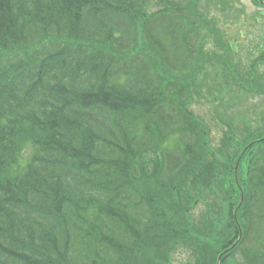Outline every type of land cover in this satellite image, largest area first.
I'll return each mask as SVG.
<instances>
[{
    "label": "trees",
    "instance_id": "obj_1",
    "mask_svg": "<svg viewBox=\"0 0 264 264\" xmlns=\"http://www.w3.org/2000/svg\"><path fill=\"white\" fill-rule=\"evenodd\" d=\"M118 1L0 7V264H264V108L220 109L264 86L198 0Z\"/></svg>",
    "mask_w": 264,
    "mask_h": 264
},
{
    "label": "rangeland",
    "instance_id": "obj_2",
    "mask_svg": "<svg viewBox=\"0 0 264 264\" xmlns=\"http://www.w3.org/2000/svg\"><path fill=\"white\" fill-rule=\"evenodd\" d=\"M198 1L199 9L208 17H211V20L217 19L218 28L222 36L227 39V43L230 41L228 45H230V56H232L233 60L231 64H234L240 72L244 73V78L247 82L253 81V84L256 86H264V63L260 60V54L264 49V7L258 5L254 0ZM147 5L148 10L151 11L160 9L162 4H159L158 0H152ZM218 51L222 52L221 49ZM232 92L242 95L241 97H244V99L237 100L233 107L229 106L227 108L226 104H223L222 107L220 106V109H223L227 114L233 111L236 112V109H243L244 120H236L237 125L247 128L258 126V121L262 122L260 120L262 114L259 112L255 113V109L259 107L264 108V94L249 90L238 91L236 86ZM196 109L206 115V118L212 124L211 136L219 139L218 135L222 130V124L215 123L216 121L213 119V116H216L215 104L205 101ZM203 209L201 204H196L194 208L195 215L201 214ZM180 254L182 253L177 254L175 264L181 263L179 261L182 258ZM236 255L237 259L241 257L237 253Z\"/></svg>",
    "mask_w": 264,
    "mask_h": 264
},
{
    "label": "bare ground",
    "instance_id": "obj_3",
    "mask_svg": "<svg viewBox=\"0 0 264 264\" xmlns=\"http://www.w3.org/2000/svg\"><path fill=\"white\" fill-rule=\"evenodd\" d=\"M3 2L5 3L6 2V0H0V7L2 8H4V6L6 5V3L5 4H3ZM118 2H120V0L118 1ZM12 7V6H11ZM96 36L97 37H99V35L98 34H96ZM75 39H77V40H79V41H82V39L81 38H79L78 36L77 37H75ZM0 51L1 52H4V51H6L5 49H3V48H0ZM38 51V50H37ZM39 52V51H38ZM1 57V56H0ZM89 58H92V59H94V60H96L97 61V56L95 55V53L94 52H92V53H90V55H89ZM8 59H9V57H8ZM4 66V65H3ZM3 66H0V70H3V71H5L6 69H4V67ZM9 67H12L13 65L12 64H10V65H8ZM107 69H108V67H107ZM10 70H14L13 68H11ZM6 72V71H5ZM107 90V91H106ZM77 91L81 94V92L83 93V96H90L93 92H98L99 90H97L95 87H94V85H90V87L88 88V89H85V87H83V86H81V88H78L77 89ZM109 91H115V90H110V88L108 89V88H106V86H102V92L103 93H106V92H109ZM113 93V92H112ZM82 96V97H83ZM71 102H74V103H77V102H75V100L74 99H72V98H70V97H67ZM84 116V115H83ZM89 118L88 117H86V116H84L83 118H82V121H87ZM119 127V126H118ZM118 127L116 128L117 130H118ZM48 128H49V126H43V129L45 130L44 131V134H43V138L44 137H46V135H48V133L50 134V135H55V134H57L58 132L55 130V131H52V132H50V131H48ZM117 130H116V132H117ZM51 138V140H48L47 138H44V144L46 145V146H43L42 148H41V150H44V151H46L47 152V156L50 158V159H53L54 157H55V155L57 154L58 156H59V154H58V151L57 150H55L54 148H52L53 146H59L60 147V145H61V142H62V140H60V138L59 137H50ZM53 140V141H52ZM51 141H52V146H49L50 145V143H51ZM68 149L72 152V153H75L76 154V151H74V149L72 150L71 149V147H68ZM82 150H84V147L82 148ZM30 153V151L27 153L26 151H23L22 153H20L19 154V159L21 158V159H24V155H26V154H29ZM23 156V157H22ZM99 156V155H98ZM73 157V156H72ZM63 160V156L60 158V162ZM4 170H6V169H4ZM53 173V172H52ZM52 173H51V175H52ZM50 175V176H51Z\"/></svg>",
    "mask_w": 264,
    "mask_h": 264
}]
</instances>
